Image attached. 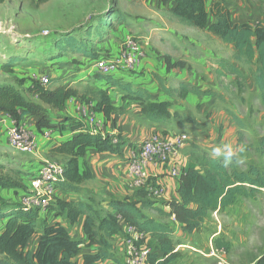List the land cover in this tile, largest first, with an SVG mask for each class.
Listing matches in <instances>:
<instances>
[{
    "label": "trees",
    "instance_id": "trees-1",
    "mask_svg": "<svg viewBox=\"0 0 264 264\" xmlns=\"http://www.w3.org/2000/svg\"><path fill=\"white\" fill-rule=\"evenodd\" d=\"M47 1L39 0L41 3ZM166 1L168 0H162ZM171 1L175 3L171 14L180 24L210 33L222 43L231 46L237 59L245 58L249 62H255V85L264 103V24H234L227 7L228 0L212 2L210 13L214 21L211 24L207 21L208 0ZM4 2L5 0H0V5ZM72 51L89 58L90 61L96 59L94 50L81 47ZM217 64L219 75L235 77L236 82L244 77L234 64L223 60H217ZM10 66L11 64L3 67L5 74L13 73ZM92 75L90 79L95 82L101 81L105 85L110 83L111 76H101L96 72ZM22 82L0 80V112L16 122H20L25 116L34 117L37 133L39 130L48 129L62 136L68 129L70 138L61 146L50 150L67 157L62 179L55 182V190L63 195L83 194L81 184L92 176L86 167L80 171L79 158L88 149L119 156L123 143H113L109 136L94 134L83 123L68 118L55 116L59 123H52L49 120V110L61 112L66 102L76 97L85 105L91 104L94 113H101L106 118L115 111L120 113L121 110L113 106L112 98L104 90L105 85L102 83L98 85V89L79 95L68 85L48 90L38 81L28 84ZM115 85L126 93L128 97L125 98L140 104L144 117L151 123L165 124L174 118L196 124L195 119L185 112L171 113V102L158 99L151 101V95L146 89H132L130 84ZM159 89L165 95L171 97L175 94L179 99L193 96L195 100H203L216 96L215 93L184 81L179 82L178 87L173 90L160 83ZM31 97L39 99L43 105L34 102ZM231 117L236 126L242 125L235 115L232 114ZM259 145L264 149V139L260 140ZM194 149L196 151L193 159L183 168L178 180V200L167 203L168 211L159 207L156 202L146 200L149 193L143 189H139L133 198L108 200L99 196H87L74 201L56 199L47 204L42 212L43 218L40 217L39 209L26 208L20 203H11L0 197V219L4 221V229L0 234V264H125L114 251V243L125 236L122 224L132 227L143 236L137 245L144 244L150 250L147 264L173 263L176 257L172 240L173 227L149 217L146 212L155 213L163 220L174 219L182 233L191 235L200 228L209 214L233 205L237 197L251 199L254 194L264 190V162L263 169L248 166L247 171H240L231 162L236 159L234 155L231 159L217 158L207 150L197 147ZM30 174L32 178L34 174ZM0 189L22 195L27 192L28 187L23 190L18 182L0 178ZM49 216L54 219L52 223L47 219ZM80 219L83 220L82 239L73 237L64 225L67 223L68 226H73ZM35 234H39L35 251L24 252L28 240ZM84 244L87 251L81 249ZM214 244L218 249H228V245L219 239ZM77 257H80L79 263L76 261ZM256 264H264V256Z\"/></svg>",
    "mask_w": 264,
    "mask_h": 264
},
{
    "label": "rangeland",
    "instance_id": "rangeland-1",
    "mask_svg": "<svg viewBox=\"0 0 264 264\" xmlns=\"http://www.w3.org/2000/svg\"><path fill=\"white\" fill-rule=\"evenodd\" d=\"M246 2L249 4V13L236 7L238 15L251 25L259 22L264 24V0ZM159 5L158 0H48L44 3L39 0H5L0 5V80L13 83L23 81L28 84L36 81L33 75H40L42 71L52 81L46 86L50 90L60 85L54 80L57 74L62 77L70 70L66 77H71V74L79 71L78 66L83 65L81 56L72 49L82 47L95 51L101 43L105 47L107 40L113 38L117 45L118 37L121 36L122 40L129 35L139 42L145 53L147 49H154L159 41L156 36L161 35V42L169 43L176 55L180 56L174 66L186 68V76L200 81L197 85L200 89L216 95L209 99L195 100V104L172 95L171 112L179 108L195 119L196 124L176 122L171 118L167 130L187 134V147L193 154L196 151L194 147L212 154L213 147L231 144L236 157L231 162L236 169L247 171L248 166L263 169L264 149L259 142L264 139V103L255 85V62L245 58L237 59L230 46L210 38L204 31L177 28L174 35L166 31L164 33L163 30L174 29L175 21L168 10L161 9ZM120 20L124 23L122 30L126 35L120 32ZM177 37L183 41H178ZM179 42L182 44H177ZM95 57L104 56L96 53ZM217 60L234 64L243 73L242 80L236 82L235 77L217 74ZM50 61L52 64L48 66ZM10 64L13 73L5 74L3 67ZM54 69L59 73L54 72ZM51 70L54 75L49 72ZM63 82V86H70L79 95L99 88L93 80L87 84H74L71 80ZM109 82L112 91L123 95L124 92L115 85L116 82L111 78ZM232 114L241 121L240 127L234 123ZM46 133L51 134L49 140L44 138ZM38 134L45 142H55L58 136L48 129L39 130ZM33 153L0 145V178L18 182L23 190L27 189L31 174L30 168L27 169L24 164L30 161ZM46 156L48 164L57 166L65 164L67 159L52 151ZM43 198L47 203L54 199L52 196ZM146 214L173 227L172 240L176 257L171 264H218L214 255L219 250L214 244L216 239L228 245V249L221 255L225 264H256L264 256V190L254 194L251 199L237 197L233 205L209 214L200 228L191 235L182 233L174 219L163 220L152 212ZM70 233L75 238H83L80 231L72 230ZM84 245L81 249L87 251ZM114 247L115 255L123 260V245L118 242L114 243ZM79 258H76L78 263Z\"/></svg>",
    "mask_w": 264,
    "mask_h": 264
},
{
    "label": "crops",
    "instance_id": "crops-1",
    "mask_svg": "<svg viewBox=\"0 0 264 264\" xmlns=\"http://www.w3.org/2000/svg\"><path fill=\"white\" fill-rule=\"evenodd\" d=\"M147 1V0H146ZM159 1V6L161 9H167L168 13L172 16L175 23H173L174 29H166L163 30L166 31L168 34H173L175 32L174 30L178 29H193L187 26H184L179 23V21L171 14V10L175 7V3L171 0H168L166 2H162V0ZM215 0H208L207 2V21L209 24H211L214 19L213 16L210 13V5ZM230 1L227 6L230 11V18L231 21L234 24H242L246 23V20L243 19V17H240L238 15L237 8H242L244 11H246L248 14V8L249 4L246 2V0H228ZM166 10V11H167ZM119 27L120 32L123 31V34H127L122 30L124 23L120 20ZM206 32V31H204ZM165 33V32H164ZM210 38L216 39L218 42L222 43L219 39H217L215 36L211 35L210 33L206 32ZM164 35V34H163ZM114 37V35H113ZM159 38L158 44H155L154 49H147V51L144 53V58L142 61V65L140 67V70H136L135 73H123L118 72L113 75H111V78L114 82L119 84H130L132 89L136 88H142L146 89L150 95H151V101L155 100H161V101H169L173 103V97L165 95L161 90L159 89V84L162 83L166 88L173 90L176 89V84L184 81L191 83L193 85H198L200 81L197 79L192 80L186 75V68H179L175 67L174 64L178 63L180 60V56L178 57L173 50V47L165 42H161L162 36L158 35ZM121 36L118 37V43L117 45L114 44L113 38L111 40H107L106 46L104 47V43H101V45H98L94 51V54L99 53L102 54L104 57L114 56L120 49L121 44ZM117 39V37H115ZM178 41H183L180 39V37H177ZM104 42V40H103ZM182 44V43H177ZM226 45V44H224ZM229 46V45H226ZM200 50L203 52V48L198 46ZM156 48V49H155ZM232 49V47L230 46ZM152 50V51H151ZM233 50V49H232ZM205 53H207V50H204ZM234 53V51H233ZM209 54V53H208ZM81 56V55H80ZM54 62V61H53ZM81 62L83 63L82 66H78L79 71L76 72V74L72 75L71 77H66L68 72L70 70H67V72L64 74V76L59 77L60 74H57L54 77V80L58 81L56 84H60L57 86H61L64 84L63 81L71 80L74 84L84 82L88 83L94 73L92 68V61H90L89 58L81 56ZM254 62V61H253ZM52 61L49 62L48 66H51ZM168 65H171V67H168ZM214 66L213 64H211ZM44 69V67H43ZM176 69L177 71H175ZM40 69H37V72ZM51 74L54 72L59 73L54 69V72L51 70L49 71ZM38 74L33 73L31 75L35 76L36 81L39 80L40 77L48 76L46 72H42ZM54 75V74H53ZM171 80V81H170ZM60 81V82H59ZM50 82H52L50 80ZM95 85H99L100 83L104 84L101 81L95 82L93 80ZM171 84H173L171 87ZM202 82V81H201ZM175 84V85H174ZM105 85V84H104ZM176 86V87H175ZM70 87V86H68ZM71 88V87H70ZM104 90L109 93V95L112 98V104L116 109H120L121 112H113L110 114L108 118L104 117L101 113L95 112L96 119L102 124L103 130L101 135L102 136H109L112 139V142L119 141L120 143H123L121 148V153L119 156H113L108 153H98L94 149H88L84 156L82 158H79L78 165L80 171L85 170V167L89 170L92 178L89 180L84 181L81 184V188L84 190L83 194H67L63 195L60 192L55 193L52 197L54 198L51 202H54L56 199L64 200V201H74V200H80L87 196H99L104 199H121L124 197H135V194L140 191L139 189H135L131 185V179L128 177V175L125 172L124 169V163L126 159H128L133 152L137 149L138 144L143 142L146 138H148L152 134H159L162 136L166 135H172V134H181L185 138V144L183 146V152L180 151V155L178 157L179 163L186 167L187 164L193 159L192 156H194L193 153L189 152V149L187 146L188 144V136L185 133H176L172 130H167V126L169 122L165 124H156L151 123L144 117L141 106L138 102L128 100L127 98L123 97V95H119L112 91L111 84H106L105 87H103ZM108 89V90H106ZM174 95V94H173ZM34 102L43 105V103L37 99V98H30ZM186 101H193L195 104V99L193 96H189L186 99H183ZM198 101V100H197ZM84 104L80 102L79 98H71L66 102L65 108L63 111L58 112L55 110H49V120L51 122H56V117H63L68 118L73 121L81 122L84 125H86V122L84 119L79 117L78 107L79 105ZM90 106H92L90 104ZM171 111V110H170ZM174 111L183 112L179 108H175ZM172 113V112H171ZM174 119V118H173ZM176 122H179L177 119H174ZM35 121L36 119L32 116H25L20 123L25 125L28 130L33 131L37 138V149L34 151L33 154H31L30 161L26 162L24 164L27 169L30 168L29 172L32 173L33 171H37L42 165L47 164V156L46 154L59 146H61L64 142H66L71 134L67 131L62 135H58L56 137L55 142H45L42 138L39 137V134L35 130ZM65 126H67L66 122L64 123ZM87 126V125H86ZM73 134V133H72ZM4 144L5 146H10L6 140V135L4 130H0V145ZM186 150V151H185ZM193 154V155H192ZM64 166V163L61 164V167ZM171 165L163 166V165H149L147 170L151 177L152 182H155L157 185H160L161 187V194L158 197H154L148 194V196L145 198L148 201L156 202L159 207L163 208L164 210L168 211L169 208L166 206L167 203L178 200V196L176 194V190L178 188V180L171 177L169 175L170 173ZM34 172V173H35ZM33 174V173H32ZM0 197L8 202L11 203H19L21 194H15L11 190H1L0 189ZM40 213V217H44V213ZM42 215V216H41ZM49 221L54 220L52 216L47 217ZM83 220L80 219L77 224L73 226H68L67 223H64V225L67 227L68 232L74 230V231H80L82 229ZM126 224H122L121 228L124 229ZM70 227V230H69ZM77 227V229H76ZM4 229V221L0 219V234L2 233ZM69 232V233H70ZM73 237L72 233H70ZM79 236V235H78ZM81 236H79L80 238ZM39 241V234L33 235L27 242L24 252H31L33 253L37 247ZM121 244V239L117 240ZM30 243V246H29Z\"/></svg>",
    "mask_w": 264,
    "mask_h": 264
},
{
    "label": "built area",
    "instance_id": "built-area-1",
    "mask_svg": "<svg viewBox=\"0 0 264 264\" xmlns=\"http://www.w3.org/2000/svg\"><path fill=\"white\" fill-rule=\"evenodd\" d=\"M144 58L141 45L132 36H125L121 41L119 51L112 57L98 58L92 64L93 71L101 76H111L118 72L133 73L140 68ZM38 82L43 86L50 84V79L40 77ZM79 117L84 119L89 130L94 134H101L102 124L96 119L91 106L81 104L78 107ZM0 130H4L8 144L24 153H33L37 149L36 136L33 131L16 122L7 114L0 112ZM50 133L44 138L49 140ZM115 143V142H113ZM185 144V138L181 134L162 136L152 134L146 138L133 154L126 159L124 169L131 179V185L135 189H143L149 195L158 197L161 194V187L152 182L148 173L149 165H171L169 175L177 180L182 175L183 166L179 163L178 157ZM63 167L55 164H44L33 175L28 184V190L21 195L19 203L31 209L44 211L47 201L43 197L53 196L56 193L55 182L62 179ZM125 236L121 239L123 245L122 254L125 264H147L146 259L149 249L146 245H137L143 239L141 234L135 232L132 227H124ZM214 254L218 264H225L221 255L223 249L216 250ZM219 252V253H218Z\"/></svg>",
    "mask_w": 264,
    "mask_h": 264
},
{
    "label": "clouds",
    "instance_id": "clouds-1",
    "mask_svg": "<svg viewBox=\"0 0 264 264\" xmlns=\"http://www.w3.org/2000/svg\"><path fill=\"white\" fill-rule=\"evenodd\" d=\"M212 155L217 158L224 157L225 159H231L234 155V149L231 144H220L213 147Z\"/></svg>",
    "mask_w": 264,
    "mask_h": 264
}]
</instances>
